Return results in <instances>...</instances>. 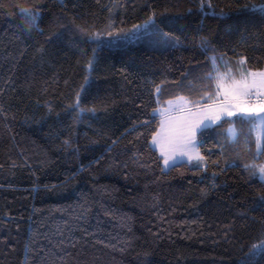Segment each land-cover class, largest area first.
I'll return each mask as SVG.
<instances>
[{
	"label": "trees",
	"instance_id": "16d2710c",
	"mask_svg": "<svg viewBox=\"0 0 264 264\" xmlns=\"http://www.w3.org/2000/svg\"><path fill=\"white\" fill-rule=\"evenodd\" d=\"M150 17L166 44L95 38ZM222 54L264 68V0H0V264H264L229 123L198 133L203 164L150 143L155 89Z\"/></svg>",
	"mask_w": 264,
	"mask_h": 264
},
{
	"label": "snow or ice",
	"instance_id": "6c2138e0",
	"mask_svg": "<svg viewBox=\"0 0 264 264\" xmlns=\"http://www.w3.org/2000/svg\"><path fill=\"white\" fill-rule=\"evenodd\" d=\"M21 11L30 15V23L35 25L38 16L32 14L30 10L22 9ZM240 63L243 64L245 61L241 60ZM212 67L217 75L213 76L209 73L204 79L215 80V87L211 92H205L201 101H188L185 97L177 98L185 104L191 103L195 110L186 108L184 109L186 115L180 116H173L169 108L155 110L159 112L162 119L160 130L152 137V144L159 146L165 167H174L177 157L204 161L205 158L200 154L197 145V133L220 124L222 120L232 124L227 129L228 139L236 143L238 133L235 121L230 119L232 117H237L239 121H246L250 125L249 133L254 136L257 155L264 154V101L252 103L253 97H264V71L249 72L247 76L241 73L240 80L233 78L230 84L225 85L224 77L219 75L215 57L212 58ZM229 75H231V69H229ZM155 91L159 96L160 88L157 87ZM166 103L171 106L174 102L169 100ZM77 104H79V95H77ZM170 161H172L171 165ZM245 167L253 166L245 165ZM252 174L258 175L264 181V165L259 166ZM253 247L264 248V244Z\"/></svg>",
	"mask_w": 264,
	"mask_h": 264
},
{
	"label": "rangeland",
	"instance_id": "374dc122",
	"mask_svg": "<svg viewBox=\"0 0 264 264\" xmlns=\"http://www.w3.org/2000/svg\"><path fill=\"white\" fill-rule=\"evenodd\" d=\"M140 26V27H137ZM109 33H113V35H109ZM119 33V35H116ZM172 37L168 33L160 31V28L157 26L156 22L154 21L153 17L149 19L135 24L133 26L122 28L118 30H101L95 33V38L103 40L107 43V45L114 46L119 45L121 42L128 40V39H142L150 44L155 45H163L166 44L169 38ZM223 55V54H222ZM227 56V55H225ZM229 57V56H227ZM230 58V57H229ZM244 60L245 63L241 64L240 61ZM216 66L219 69V75L224 77L225 85L230 84L232 79L235 78L236 80L241 79V73H244L245 76L249 72H261L264 71L262 69H251L248 67L246 60L244 58H230L228 61L217 60ZM199 67V68H198ZM229 69H231V75H229ZM211 73L213 76H216L217 73L213 70L212 64L206 63L202 66L198 65L196 68H190L189 74L185 75L183 79L176 83H167L164 86H159L160 92L162 95L157 96L156 98L159 101L162 99L163 101L166 100L167 96L172 95L174 93L180 92L186 93L189 101H201L202 96L205 92H211L215 87V80H205L204 77ZM258 101H264V97H253L252 103L255 104ZM189 104V103H188ZM176 106H169L166 102H163L162 107L160 108H175ZM195 110V108H194ZM155 112V111H154ZM180 115H186V112L180 113ZM232 121H235V127L238 133V140L236 143H232L228 139L227 129L232 126V124H228L225 128H218L216 131V136L219 141V147L223 152V161L226 165L228 164H242L244 167L245 165H251L253 167L246 168L250 172V174L254 177H258V175H253L252 173L256 171V169L264 165V159L256 160L259 156L257 155L254 136L250 135L249 128L250 125L246 121H239L237 117H232ZM160 130V123L158 125L157 131ZM156 131V132H157ZM155 132V133H156ZM154 133V135H155ZM199 133V132H198ZM197 133V145L199 146V139ZM153 135V136H154ZM152 136V137H153ZM151 145L156 148L160 154L159 146L152 144V138L150 140ZM199 152L201 153L200 146ZM161 156V154H160ZM203 156V155H202ZM162 157V156H161ZM191 162L193 164H200L204 163V161H198L196 159L188 160L187 157L180 158L177 157V163L179 162ZM162 164L165 169L169 167H165L163 163L162 157ZM172 161H170V165ZM171 167V166H170Z\"/></svg>",
	"mask_w": 264,
	"mask_h": 264
},
{
	"label": "crops",
	"instance_id": "0c3cea01",
	"mask_svg": "<svg viewBox=\"0 0 264 264\" xmlns=\"http://www.w3.org/2000/svg\"><path fill=\"white\" fill-rule=\"evenodd\" d=\"M213 57H215L216 61L217 60H223V61L230 60V58L225 56V55H213L209 59V61H207V63H210V65L212 64V58ZM162 86H164V85H162ZM160 95H162L161 92H160ZM186 95H187L186 93L180 94V92H177V93H174L172 95H169V96H167L165 101H163L162 99L159 101V103L157 104V107L155 108V110L159 109L160 107H162L163 102H166V101H169V100H172L174 102L173 105L176 106L175 108H169L170 112H171V114L173 116H179L180 113H184L185 112L184 109H186V108H192L194 110V106L191 103L185 104L184 101H180V100L177 99L178 97H185L189 101V98ZM154 113L159 118V123H160L162 117L160 116L159 112L155 111Z\"/></svg>",
	"mask_w": 264,
	"mask_h": 264
}]
</instances>
